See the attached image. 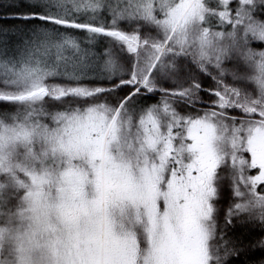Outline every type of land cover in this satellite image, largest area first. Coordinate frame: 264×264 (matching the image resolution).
Returning <instances> with one entry per match:
<instances>
[{
	"label": "snow or ice",
	"instance_id": "6c2138e0",
	"mask_svg": "<svg viewBox=\"0 0 264 264\" xmlns=\"http://www.w3.org/2000/svg\"><path fill=\"white\" fill-rule=\"evenodd\" d=\"M0 264H264V0H0Z\"/></svg>",
	"mask_w": 264,
	"mask_h": 264
},
{
	"label": "clouds",
	"instance_id": "9594fccd",
	"mask_svg": "<svg viewBox=\"0 0 264 264\" xmlns=\"http://www.w3.org/2000/svg\"><path fill=\"white\" fill-rule=\"evenodd\" d=\"M4 255L5 253H0V258H3Z\"/></svg>",
	"mask_w": 264,
	"mask_h": 264
}]
</instances>
